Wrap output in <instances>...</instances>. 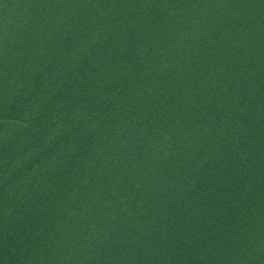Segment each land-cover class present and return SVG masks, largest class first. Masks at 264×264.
<instances>
[{"label":"water","instance_id":"95a60500","mask_svg":"<svg viewBox=\"0 0 264 264\" xmlns=\"http://www.w3.org/2000/svg\"><path fill=\"white\" fill-rule=\"evenodd\" d=\"M257 0H0V122Z\"/></svg>","mask_w":264,"mask_h":264}]
</instances>
